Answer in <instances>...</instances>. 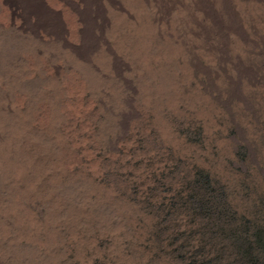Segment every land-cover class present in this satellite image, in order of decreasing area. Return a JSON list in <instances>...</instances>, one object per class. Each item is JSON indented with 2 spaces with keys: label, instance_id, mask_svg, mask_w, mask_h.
I'll return each mask as SVG.
<instances>
[{
  "label": "rangeland",
  "instance_id": "374dc122",
  "mask_svg": "<svg viewBox=\"0 0 264 264\" xmlns=\"http://www.w3.org/2000/svg\"><path fill=\"white\" fill-rule=\"evenodd\" d=\"M238 2L244 6L257 4L256 0ZM220 4L218 0L216 7ZM222 6L225 18L228 15ZM262 13L261 22L244 19L248 42L231 37L232 55L221 58L217 35L210 41L212 48L205 44L192 55L191 80L183 87L187 95L197 89L203 98L198 108L184 100L177 107L165 105L159 113L154 102L143 101L135 65L123 72L132 86H123L122 80L113 78L121 99L120 94L112 96L103 91V95L94 96L87 91L86 98L93 95L95 105L83 117L71 119L70 141L75 147L69 156L72 176L62 179V187H56L54 195L61 193L67 199V214L77 213V202L89 195L91 202H102L109 214L116 211L121 220L112 217L115 222L102 228L95 215L98 207H94L75 226L61 223L63 239L58 250H53L59 264H264V259L251 253L259 236L264 237ZM186 21L177 26L182 36L188 33ZM107 29L104 27L103 32L109 36ZM130 51L121 53L128 57H124L127 63L133 64L137 60ZM246 67L253 72H247ZM34 75V81H38L39 74ZM153 84L150 79L149 85ZM11 176L1 181V188L7 184L0 192L2 205L15 193L14 185V191L9 185L13 184ZM70 205L73 211L66 210ZM42 211L43 207L38 210L41 218ZM245 252L249 256L244 261L241 256ZM9 257L2 264H17Z\"/></svg>",
  "mask_w": 264,
  "mask_h": 264
},
{
  "label": "bare ground",
  "instance_id": "6f19581e",
  "mask_svg": "<svg viewBox=\"0 0 264 264\" xmlns=\"http://www.w3.org/2000/svg\"><path fill=\"white\" fill-rule=\"evenodd\" d=\"M220 1L219 8L218 0H0V192L7 185L1 188V181L10 174L13 184L9 185L15 190L11 201L0 203V264L9 256L17 264H59L56 251L63 239L61 223L75 226L90 208L98 207L95 215L102 228L115 222L112 217L121 220L116 211L109 214L102 202L92 203L89 195L77 202L76 215L67 214V199L61 193L54 195L56 187H62V179L72 176L69 156L75 147L70 141L71 119L83 117L95 105V94L104 91L120 97L113 78L122 80L123 86H132L123 73L132 65L140 77L143 101L154 102L158 112L184 100L192 108L202 106L197 89L187 95L183 87L191 80L192 55L205 44L211 46L217 35V48L225 59L234 43L231 37L249 41L244 19L263 21L259 15L264 12V0L247 6L237 5V0ZM186 19L188 33L182 36L177 26ZM104 27H108L109 36ZM123 50H131L137 62L127 63ZM34 74H39L38 81ZM90 90L93 95L88 99ZM35 205L40 211L43 207V218ZM72 207L66 210L73 211Z\"/></svg>",
  "mask_w": 264,
  "mask_h": 264
},
{
  "label": "trees",
  "instance_id": "16d2710c",
  "mask_svg": "<svg viewBox=\"0 0 264 264\" xmlns=\"http://www.w3.org/2000/svg\"><path fill=\"white\" fill-rule=\"evenodd\" d=\"M251 253L254 256L258 255V258L261 260L264 259V237L263 236H259L258 239V243L256 245L251 246ZM247 256H249V252L248 254L245 252L241 258L244 259V261L247 259ZM243 261V263H244Z\"/></svg>",
  "mask_w": 264,
  "mask_h": 264
}]
</instances>
